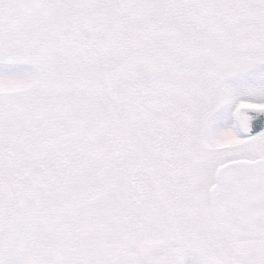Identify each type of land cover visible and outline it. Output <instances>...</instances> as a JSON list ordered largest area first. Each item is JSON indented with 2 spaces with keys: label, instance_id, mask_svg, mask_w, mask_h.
Instances as JSON below:
<instances>
[{
  "label": "snow or ice",
  "instance_id": "obj_1",
  "mask_svg": "<svg viewBox=\"0 0 264 264\" xmlns=\"http://www.w3.org/2000/svg\"><path fill=\"white\" fill-rule=\"evenodd\" d=\"M0 264H264V0H0Z\"/></svg>",
  "mask_w": 264,
  "mask_h": 264
}]
</instances>
